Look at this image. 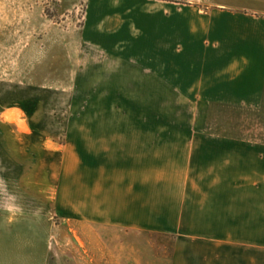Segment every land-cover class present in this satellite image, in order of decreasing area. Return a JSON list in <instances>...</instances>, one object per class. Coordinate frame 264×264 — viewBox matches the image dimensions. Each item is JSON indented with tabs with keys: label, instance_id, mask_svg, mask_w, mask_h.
I'll return each mask as SVG.
<instances>
[{
	"label": "crops",
	"instance_id": "0c3cea01",
	"mask_svg": "<svg viewBox=\"0 0 264 264\" xmlns=\"http://www.w3.org/2000/svg\"><path fill=\"white\" fill-rule=\"evenodd\" d=\"M83 41L104 63L139 66L155 89L186 80L184 94L264 111V0H86ZM134 132L60 150V207L139 238L156 264H264V137ZM29 222L0 215V264H47ZM153 234L175 236L171 260L150 249Z\"/></svg>",
	"mask_w": 264,
	"mask_h": 264
},
{
	"label": "rangeland",
	"instance_id": "374dc122",
	"mask_svg": "<svg viewBox=\"0 0 264 264\" xmlns=\"http://www.w3.org/2000/svg\"><path fill=\"white\" fill-rule=\"evenodd\" d=\"M85 11L86 0H0V215L30 220L47 264H156L139 238L82 224L60 207L50 172L60 150L73 142L90 153L93 135L139 129L264 137V111L230 97L184 94L186 80L155 89L139 66L102 62V50L83 41ZM75 180L68 181L73 204ZM148 242L171 260L174 235Z\"/></svg>",
	"mask_w": 264,
	"mask_h": 264
}]
</instances>
